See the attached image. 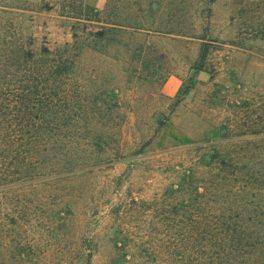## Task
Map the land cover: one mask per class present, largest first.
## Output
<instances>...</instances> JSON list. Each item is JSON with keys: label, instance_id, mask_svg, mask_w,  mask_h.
<instances>
[{"label": "rangeland", "instance_id": "374dc122", "mask_svg": "<svg viewBox=\"0 0 264 264\" xmlns=\"http://www.w3.org/2000/svg\"><path fill=\"white\" fill-rule=\"evenodd\" d=\"M0 84L51 101L0 182V264H172L240 231L264 264V190L174 186L232 125L256 133L222 155L264 160V0H0Z\"/></svg>", "mask_w": 264, "mask_h": 264}, {"label": "trees", "instance_id": "16d2710c", "mask_svg": "<svg viewBox=\"0 0 264 264\" xmlns=\"http://www.w3.org/2000/svg\"><path fill=\"white\" fill-rule=\"evenodd\" d=\"M51 72L50 69L46 70ZM51 105V101L37 92L17 91L9 84H0V182L8 183L10 178L23 174V170L30 169L32 164H36L34 154L39 153V133L45 131L41 124H37V116L47 117L45 109ZM44 111V112H43ZM36 116V117H35ZM232 125V129L225 131L226 135L220 136L219 141H213L193 149H186L185 153H195L196 160L191 168L174 171L179 175L181 184H176L178 188L182 184H195L194 194H199L198 190L203 187L205 193L210 196L211 190H219L221 185L241 189H261L264 190V160H250L231 157L227 153L219 151L217 144L224 141H232V138L242 134H254L256 130L250 131V126L243 133L238 126ZM242 127V126H241ZM236 130V134L229 135ZM230 131V132H228ZM255 145V144H250ZM205 148H209L205 150ZM241 160L246 161L245 163ZM249 163H254L260 170L250 171ZM198 175H204L202 179ZM202 181V186L199 182ZM172 185L171 188L174 187ZM173 192V189H170ZM167 193L158 194L157 200L166 202ZM190 195V196H191ZM209 197L206 199L208 201ZM205 202V204H206ZM211 202V201H210ZM213 203V202H212ZM207 206V205H206ZM250 235L244 231L239 232L236 238H219L209 240H185L179 243L188 246V255L170 256L172 264H244L243 256L247 250L251 249L253 242ZM144 262L161 261L160 256H145ZM242 261V262H240Z\"/></svg>", "mask_w": 264, "mask_h": 264}]
</instances>
